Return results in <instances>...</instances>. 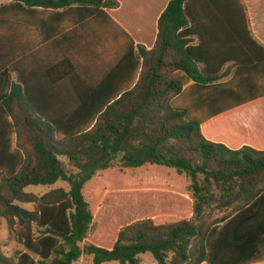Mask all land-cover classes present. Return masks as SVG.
I'll use <instances>...</instances> for the list:
<instances>
[{
	"label": "trees",
	"instance_id": "16d2710c",
	"mask_svg": "<svg viewBox=\"0 0 264 264\" xmlns=\"http://www.w3.org/2000/svg\"><path fill=\"white\" fill-rule=\"evenodd\" d=\"M118 6L0 0V216L25 249L9 257L0 243V264L264 262V45L246 5L170 0L151 49L107 13ZM41 75L55 107L29 93ZM116 159L184 177L185 193L159 198L186 203L175 219L153 209L107 247L86 240L96 224L84 188ZM59 181L70 188L27 191Z\"/></svg>",
	"mask_w": 264,
	"mask_h": 264
},
{
	"label": "rangeland",
	"instance_id": "374dc122",
	"mask_svg": "<svg viewBox=\"0 0 264 264\" xmlns=\"http://www.w3.org/2000/svg\"><path fill=\"white\" fill-rule=\"evenodd\" d=\"M186 183L187 180L184 177L173 171L155 166L138 169L123 168L120 159H116L111 168L97 172L94 178L85 185L84 194L91 204L96 224L94 230L88 235L87 242L112 246L123 226L144 216L155 214L150 213L153 209L158 210V208L165 207L166 212L164 210L162 213H156L159 214L156 215L158 219L180 218L178 210L181 212L185 208L184 196L177 195L172 200L169 198L170 201L166 203L160 201L159 197L163 194L167 198L168 193L176 196L177 191L185 193ZM58 187L68 190L70 185L59 181L54 186H30L27 191L41 195ZM24 206L34 209L33 204ZM214 210L211 212L212 218L224 213L223 211L214 213ZM0 243L4 253L9 257H15L18 251L25 250L9 227L7 219L2 216H0ZM141 257L142 264H157L149 253ZM76 264H92V256H83Z\"/></svg>",
	"mask_w": 264,
	"mask_h": 264
},
{
	"label": "crops",
	"instance_id": "0c3cea01",
	"mask_svg": "<svg viewBox=\"0 0 264 264\" xmlns=\"http://www.w3.org/2000/svg\"><path fill=\"white\" fill-rule=\"evenodd\" d=\"M119 6L115 9H107V13L134 39L136 45L142 44L151 49L156 41L158 33V20L170 0H118ZM247 7L250 30L254 37L264 45V0H242ZM4 1L3 3H5ZM46 77L32 80L30 94L41 109L58 105L56 97L57 88L46 83ZM261 125V135H264V106L257 120ZM248 125V123L246 122ZM219 141L233 146L228 138H219ZM188 195V194H187ZM189 196V195H188ZM191 201V199L189 198ZM205 264V263H203ZM264 264V262L256 263Z\"/></svg>",
	"mask_w": 264,
	"mask_h": 264
}]
</instances>
